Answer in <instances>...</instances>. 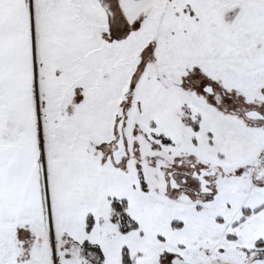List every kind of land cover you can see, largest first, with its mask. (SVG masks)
<instances>
[{"label":"snow or ice","instance_id":"obj_1","mask_svg":"<svg viewBox=\"0 0 264 264\" xmlns=\"http://www.w3.org/2000/svg\"><path fill=\"white\" fill-rule=\"evenodd\" d=\"M0 264H264V0H0Z\"/></svg>","mask_w":264,"mask_h":264}]
</instances>
